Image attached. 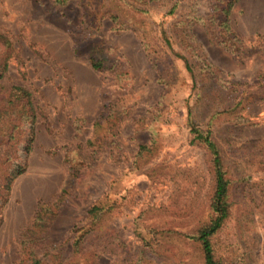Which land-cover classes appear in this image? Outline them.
<instances>
[{
    "label": "rangeland",
    "instance_id": "rangeland-1",
    "mask_svg": "<svg viewBox=\"0 0 264 264\" xmlns=\"http://www.w3.org/2000/svg\"><path fill=\"white\" fill-rule=\"evenodd\" d=\"M226 5L0 0V83L35 108L6 159L0 144V264H202L184 236L210 217L193 127L233 181L217 257L264 264V0Z\"/></svg>",
    "mask_w": 264,
    "mask_h": 264
},
{
    "label": "trees",
    "instance_id": "trees-1",
    "mask_svg": "<svg viewBox=\"0 0 264 264\" xmlns=\"http://www.w3.org/2000/svg\"><path fill=\"white\" fill-rule=\"evenodd\" d=\"M219 1L227 2L223 15L226 16L235 0ZM163 35L165 36L164 31ZM6 57L0 55V80L7 69ZM186 64L189 65L188 62ZM34 109L31 95L27 89L20 86L5 87L0 83V126L2 127H0V144H3L4 148L13 145L16 136L22 131L24 123L33 121ZM191 134L192 142L201 145L208 155L209 170L212 177V192L209 203V219L190 233L184 234V236L199 247L202 264H227L216 255L214 237L231 216L232 201L230 197L233 181L228 176L222 152L217 142L211 137V132L193 127L191 128ZM7 149L9 148H6L3 154L5 159L9 157ZM102 211L103 209L98 205H94L89 210L90 227L88 228L93 227ZM79 238L80 235L76 238V245ZM153 239L155 240V238ZM19 264H40V262L33 259L30 263L21 262Z\"/></svg>",
    "mask_w": 264,
    "mask_h": 264
}]
</instances>
